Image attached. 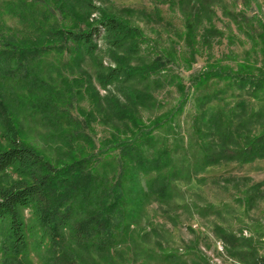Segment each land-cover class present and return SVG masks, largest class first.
<instances>
[{
	"label": "trees",
	"instance_id": "obj_1",
	"mask_svg": "<svg viewBox=\"0 0 264 264\" xmlns=\"http://www.w3.org/2000/svg\"><path fill=\"white\" fill-rule=\"evenodd\" d=\"M46 1V12L50 13V6H54L62 15H73L74 28L71 24H58L55 18L46 25L45 38L38 34L31 38L7 34L0 28V84L4 79L31 76L36 79L45 54L67 50L79 73L73 78L76 94L91 96L96 113L112 124L109 138L101 141L96 153L109 155L114 152V158L99 163L97 167V161L92 160L93 154L71 149L69 137L74 138L75 131L61 129L57 134L68 146L66 159L52 160L20 133L9 110L6 90L0 85V174L11 170L18 176L7 186L0 185L2 264H19L27 255V237L32 235L39 241L45 238L46 258L53 259L55 264H83L80 250L109 257L113 231L137 226L146 203L152 200L167 202L174 195L171 181L185 175L181 168L173 165L169 151L158 145L153 134L168 114L158 116L148 124L139 116V107L146 103L150 94L138 85L145 84L152 74L165 69L172 59L162 54L135 63L140 43L146 41L138 26L114 13L102 11L90 21L89 12L77 0ZM159 1L180 8L186 20V40L193 47L198 26L203 21L211 23L212 5L218 0ZM85 5L90 7L91 2ZM234 22L243 28L241 22ZM82 24L83 28L80 27ZM253 27L249 24L246 33L259 46V66L248 62L238 63L235 68L210 65L192 77L196 89L210 79L224 80L227 86L242 90L253 99H264V28L258 32ZM252 29L254 34H251ZM212 33L214 31L206 27L200 35L208 39L206 37ZM101 37L114 64L102 66L101 62L98 63L96 81L103 89L113 85L102 104L90 75L82 69L85 58L92 57L97 50L96 41ZM176 80L183 91L181 78L176 76ZM56 89L52 85L50 98L61 93ZM220 91L197 98L201 121L198 127L201 159L194 166L197 172L224 162L245 164L264 158V111L255 112L251 115L253 118H240L231 128L220 121L217 113L207 116L204 109L206 103L220 98ZM183 95L171 114L182 110L187 102L186 94ZM25 104L19 103L20 107ZM238 104L244 111L245 104ZM48 108L52 109L53 104L50 103L49 107L46 104V110ZM54 113L56 120L52 123L59 126L61 115ZM87 116L94 120L88 113ZM83 138L86 139V135ZM92 144L94 149L96 145ZM117 165L120 172L111 181L109 177L116 172ZM250 189L259 190L260 184H252L247 191ZM246 201L252 205L254 200L248 195ZM25 209L30 210V224L24 218ZM214 230L230 256L243 264H264V256L258 254L251 237L238 235L220 225ZM170 256L167 261L177 264Z\"/></svg>",
	"mask_w": 264,
	"mask_h": 264
},
{
	"label": "rangeland",
	"instance_id": "obj_2",
	"mask_svg": "<svg viewBox=\"0 0 264 264\" xmlns=\"http://www.w3.org/2000/svg\"><path fill=\"white\" fill-rule=\"evenodd\" d=\"M77 1L89 12L90 21L98 17V11L114 13L143 31L146 41L140 43L135 63L162 54L172 59L165 69L152 74L145 84L138 85L150 94L146 103L139 107V116L148 124L156 117L168 114L153 134L158 145L169 151L173 165L185 173L183 178L171 181L172 198L167 202L152 200L146 203L137 226L113 231L109 257L80 250L83 264H171V260L167 261L169 255L177 264H243L227 253L223 242L216 236V225L251 237L258 254L264 256V158L245 164L224 162L206 167L201 172L194 169L201 159L197 98L222 90L220 98L206 103L204 109L207 116L217 113L220 121L231 128L240 118H253L251 115L255 112L264 111V99H253L244 91L227 86L224 80L210 79L198 89L192 82L194 75L213 64L235 68L238 63L248 62L259 66V46L246 32L249 24L258 32L263 30L264 0H218L212 5L211 23L203 21L198 26L193 47L186 40L185 16L176 4L170 6L159 0ZM86 2H91L90 7H84ZM47 3L46 0H0V28L7 34L30 38L38 34L45 38L46 25L54 22L53 18L58 24L73 27V15H62L54 6H50V13L46 12ZM234 20L241 22L243 28ZM206 27L214 31L206 37L208 39L200 35ZM253 29L251 34L255 32ZM96 42L97 50L92 57L85 58L82 69L90 75L102 104L113 85L103 89L96 81L98 63L101 62L102 66L114 64L103 37ZM78 76L71 55L64 50L43 56L36 79L33 76L4 79L0 85L6 90L13 120L29 143L52 160L66 159L68 146L61 142L57 133L61 129L75 131L74 138L69 137L71 149L93 154L92 160L97 161L99 167V163L114 158V152L109 155L96 153L101 141L109 138L112 124L96 113L91 96L76 94L73 78ZM176 76L181 78L183 91L177 85ZM52 85L61 93L50 98ZM185 94L187 102L182 110L171 114ZM20 102L26 103L25 106L20 107ZM238 102L245 104L244 111ZM50 103L53 108L46 110V104L49 107ZM54 111L61 115L59 126L52 123L56 120ZM2 119L5 120L4 115ZM119 127L124 130L121 125ZM91 141L96 145L94 149ZM119 172L117 165L116 172L109 179L114 181ZM17 178V174L8 170L0 174V185L7 186ZM255 183L260 184V189L247 191ZM248 195L254 200L252 205L246 201ZM23 215L28 224L32 223L30 210L25 209ZM2 237L0 231V243ZM46 257L45 238L39 241L36 236H28L27 255L19 264H55L53 259ZM2 259L0 252V264Z\"/></svg>",
	"mask_w": 264,
	"mask_h": 264
}]
</instances>
